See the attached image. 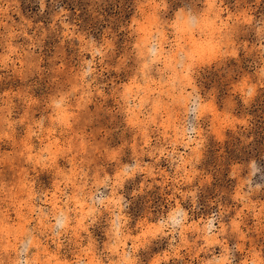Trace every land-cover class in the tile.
<instances>
[{
  "label": "rangeland",
  "instance_id": "rangeland-1",
  "mask_svg": "<svg viewBox=\"0 0 264 264\" xmlns=\"http://www.w3.org/2000/svg\"><path fill=\"white\" fill-rule=\"evenodd\" d=\"M0 264H264V0H0Z\"/></svg>",
  "mask_w": 264,
  "mask_h": 264
}]
</instances>
